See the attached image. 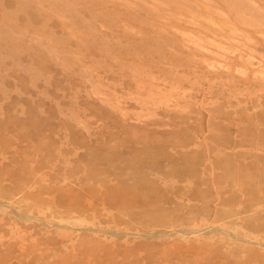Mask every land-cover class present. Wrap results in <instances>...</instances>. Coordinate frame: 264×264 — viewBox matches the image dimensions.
<instances>
[{"label": "rangeland", "instance_id": "obj_1", "mask_svg": "<svg viewBox=\"0 0 264 264\" xmlns=\"http://www.w3.org/2000/svg\"><path fill=\"white\" fill-rule=\"evenodd\" d=\"M0 264H264V0H0Z\"/></svg>", "mask_w": 264, "mask_h": 264}]
</instances>
